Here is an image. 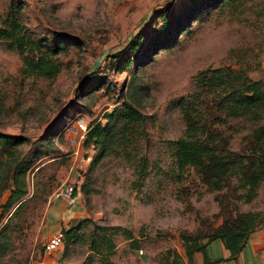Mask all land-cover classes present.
Listing matches in <instances>:
<instances>
[{"label": "rangeland", "instance_id": "rangeland-1", "mask_svg": "<svg viewBox=\"0 0 264 264\" xmlns=\"http://www.w3.org/2000/svg\"><path fill=\"white\" fill-rule=\"evenodd\" d=\"M7 1L0 0V13ZM23 1L32 30L68 45L53 78L22 76L19 55L0 45V133L24 137L13 155L28 163L26 193L4 207L10 183L0 196V264H81L91 236L102 232H116L115 248L93 264H185L180 232L194 230L201 217L217 225L221 213L220 193L192 168L177 169L172 141L185 128L178 100L206 67L247 65L252 77L262 73L264 11L216 9V0ZM126 53L134 57L122 70L116 59ZM123 100L145 115V139L84 147L79 122H105ZM142 154L147 174L134 185ZM9 161L0 166L3 175ZM63 182L75 186L77 201L71 209L64 201L60 214L70 211L58 216L55 192ZM232 204L264 211V180L251 200L232 197ZM79 220L81 236L66 251L63 242L44 248L53 233Z\"/></svg>", "mask_w": 264, "mask_h": 264}, {"label": "trees", "instance_id": "trees-1", "mask_svg": "<svg viewBox=\"0 0 264 264\" xmlns=\"http://www.w3.org/2000/svg\"><path fill=\"white\" fill-rule=\"evenodd\" d=\"M24 3L23 0H8L2 7L0 45L19 55L22 76L53 78L61 68L57 55L68 44L32 30L23 17ZM245 6L264 11V0H216L214 8L230 7L241 10V14ZM124 55L116 59L122 70L134 57V54ZM250 70L247 65L224 64L203 68L196 73L192 90L178 100L185 128L182 135L172 141L177 169L183 172L192 168L200 182L220 193L215 195L221 213L220 223L215 225L210 218L201 217L194 230H182L179 234L189 261L194 252L201 251L205 255L206 244L215 239L229 250L228 259L237 258L249 235L264 225V211H238L234 204L231 205L232 197L251 200L264 180V69L256 78L250 75ZM90 79L85 77L86 81ZM103 118L105 122L96 120L86 125L84 147L98 148L107 144L109 138L124 146L146 137L145 115L129 101L123 100ZM235 132H240V137L235 136ZM23 141V136L0 133V166L5 158H10L5 175L0 173V196L8 184L13 186L4 207L26 193L23 174L28 163L13 155ZM146 159L145 154L138 159L140 164L134 185L138 180L142 182L147 174ZM235 187L242 192H233ZM224 189L227 192L229 189V193L222 192ZM80 227L79 220L68 228H61L65 251L81 236ZM96 227L97 224L95 231ZM115 233L106 235L102 232L99 238L92 235L90 251L81 264H93L98 253L106 255L104 257L111 255L115 248ZM126 236L132 238V247L139 246L131 231L128 230ZM223 259L226 258L209 259L205 255L202 264ZM106 264L112 262L108 260ZM174 264L180 263L175 259Z\"/></svg>", "mask_w": 264, "mask_h": 264}, {"label": "crops", "instance_id": "crops-1", "mask_svg": "<svg viewBox=\"0 0 264 264\" xmlns=\"http://www.w3.org/2000/svg\"><path fill=\"white\" fill-rule=\"evenodd\" d=\"M65 200L58 198L54 200V205L59 209L58 216H63L64 212L70 211L64 209V212L60 214V208L58 206H64ZM67 206V205H65ZM78 212V211H77ZM53 217V216H52ZM70 217V216H69ZM264 230L259 229L253 231L249 235L244 248L240 252L237 258L228 259L229 250L225 248L223 243L219 239L212 240L205 246V255L209 259L216 257H223L226 259L219 260L213 264H264ZM201 251L194 252L191 260H185V264H202L205 257Z\"/></svg>", "mask_w": 264, "mask_h": 264}, {"label": "built area", "instance_id": "built-area-1", "mask_svg": "<svg viewBox=\"0 0 264 264\" xmlns=\"http://www.w3.org/2000/svg\"><path fill=\"white\" fill-rule=\"evenodd\" d=\"M78 130L80 132V137L84 136L86 131V124L83 122H79ZM75 186L69 182H63L55 192L56 197L62 198L66 201V205L68 209H71L76 203V194H75ZM62 243V232L56 231L53 233L48 240L44 244V248L46 250H53L57 248Z\"/></svg>", "mask_w": 264, "mask_h": 264}]
</instances>
